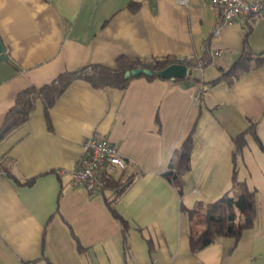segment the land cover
<instances>
[{
    "label": "crops",
    "instance_id": "obj_1",
    "mask_svg": "<svg viewBox=\"0 0 264 264\" xmlns=\"http://www.w3.org/2000/svg\"><path fill=\"white\" fill-rule=\"evenodd\" d=\"M214 24L205 0H0V129L21 90L64 71L113 67L120 56L211 60L192 67L189 80L139 76L124 89L75 80L48 118L36 101L0 143V264H264V64L231 85L209 84L243 52H264V11L218 33ZM190 133L191 169L179 194L164 173ZM240 133L237 179L256 191V218L240 237L193 253L189 232L202 224L187 210L234 194L231 150ZM90 135L114 145L136 174L114 205L123 221L106 202L112 191L72 184Z\"/></svg>",
    "mask_w": 264,
    "mask_h": 264
},
{
    "label": "trees",
    "instance_id": "obj_2",
    "mask_svg": "<svg viewBox=\"0 0 264 264\" xmlns=\"http://www.w3.org/2000/svg\"><path fill=\"white\" fill-rule=\"evenodd\" d=\"M210 61L208 54L203 55L197 62L192 63L170 56L134 60L120 56L116 59L113 67L90 64L76 71H64L49 83L40 87L29 86L16 95L14 105L6 113L0 129V143L9 134L27 122L35 109L36 101L40 100L42 102L45 115L48 118L49 110L56 100L75 80H85L98 89L105 87L124 89L130 80L134 78H126L125 73L127 71L136 68L156 71L174 63L186 64L188 66L189 72L185 79L189 80L194 79L191 76L192 67L199 66L203 68ZM252 61H254V64L251 65ZM261 64H264V52L257 55L243 52L230 68L222 72L216 79L210 81L209 84L213 85L223 81L227 85H231L253 65ZM140 77H145L149 80L157 78L145 75H141ZM248 131L251 132L256 141H259L253 127L249 128ZM245 145L244 133H240L233 138L231 178L233 183L237 184V190L234 194H224L212 203L207 205L199 204L197 208L187 210L189 221L203 215V218L200 220L202 229L200 231L190 229L189 232V248L193 253L200 251L222 237L229 236L236 239L240 237L243 230L250 228L254 223L258 210L256 191L249 189L245 182H240L237 179V158L241 155ZM192 150L193 135L190 133L182 146L172 154L168 168L164 173L177 188L179 194H182L184 175L191 169ZM0 167L4 168L1 162ZM126 169H123L118 176H111L107 173L100 175L101 191L110 190L115 195L113 199H106L109 209L121 221L123 220L115 211L114 205L117 199L129 188L136 176L135 173H128Z\"/></svg>",
    "mask_w": 264,
    "mask_h": 264
},
{
    "label": "built area",
    "instance_id": "obj_3",
    "mask_svg": "<svg viewBox=\"0 0 264 264\" xmlns=\"http://www.w3.org/2000/svg\"><path fill=\"white\" fill-rule=\"evenodd\" d=\"M187 4L188 0H179ZM215 18L214 32L227 22L235 19H246L264 11V0H205ZM83 156L78 166L71 173L72 184L84 188L88 193L101 191L100 175L107 173L115 176L125 169L126 163L118 149L108 140L96 135L86 137L82 142ZM6 173L0 167V176Z\"/></svg>",
    "mask_w": 264,
    "mask_h": 264
},
{
    "label": "water",
    "instance_id": "obj_4",
    "mask_svg": "<svg viewBox=\"0 0 264 264\" xmlns=\"http://www.w3.org/2000/svg\"><path fill=\"white\" fill-rule=\"evenodd\" d=\"M6 58L7 57L5 55V47L3 46L0 40V59L5 60ZM188 72L189 70L186 64L174 63L168 65L167 67L161 70H156V71H150L148 69H141V68L132 69L125 73V77L130 78V77H139L141 75H145L147 77L155 76L157 78L175 80V79H185L188 76Z\"/></svg>",
    "mask_w": 264,
    "mask_h": 264
},
{
    "label": "rangeland",
    "instance_id": "obj_5",
    "mask_svg": "<svg viewBox=\"0 0 264 264\" xmlns=\"http://www.w3.org/2000/svg\"><path fill=\"white\" fill-rule=\"evenodd\" d=\"M236 190H237V187L235 188ZM203 218V215H200L199 217H198V220H201Z\"/></svg>",
    "mask_w": 264,
    "mask_h": 264
}]
</instances>
